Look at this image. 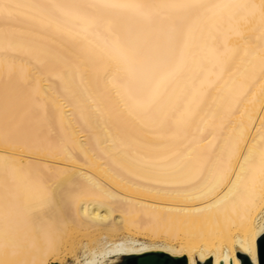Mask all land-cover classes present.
Wrapping results in <instances>:
<instances>
[{
	"label": "bare ground",
	"instance_id": "bare-ground-1",
	"mask_svg": "<svg viewBox=\"0 0 264 264\" xmlns=\"http://www.w3.org/2000/svg\"><path fill=\"white\" fill-rule=\"evenodd\" d=\"M264 0H0V264H259Z\"/></svg>",
	"mask_w": 264,
	"mask_h": 264
},
{
	"label": "water",
	"instance_id": "water-1",
	"mask_svg": "<svg viewBox=\"0 0 264 264\" xmlns=\"http://www.w3.org/2000/svg\"><path fill=\"white\" fill-rule=\"evenodd\" d=\"M258 260L259 264H264V234L258 239ZM238 257L241 260V264H253L250 258L243 254L239 253ZM173 259L166 255H161L158 253L147 254L141 257L127 259L125 264H172ZM205 264H212L209 260Z\"/></svg>",
	"mask_w": 264,
	"mask_h": 264
},
{
	"label": "rangeland",
	"instance_id": "rangeland-1",
	"mask_svg": "<svg viewBox=\"0 0 264 264\" xmlns=\"http://www.w3.org/2000/svg\"><path fill=\"white\" fill-rule=\"evenodd\" d=\"M129 257H124L118 264H125V261L128 259ZM56 264V263H55Z\"/></svg>",
	"mask_w": 264,
	"mask_h": 264
}]
</instances>
